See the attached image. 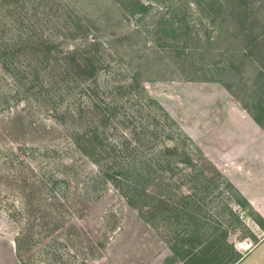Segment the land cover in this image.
<instances>
[{"label": "rangeland", "instance_id": "rangeland-1", "mask_svg": "<svg viewBox=\"0 0 264 264\" xmlns=\"http://www.w3.org/2000/svg\"><path fill=\"white\" fill-rule=\"evenodd\" d=\"M262 85L264 0H0V264H230L264 227L218 161ZM95 129L92 157L75 139ZM163 144L192 162L149 176L147 199L93 159Z\"/></svg>", "mask_w": 264, "mask_h": 264}, {"label": "trees", "instance_id": "trees-1", "mask_svg": "<svg viewBox=\"0 0 264 264\" xmlns=\"http://www.w3.org/2000/svg\"><path fill=\"white\" fill-rule=\"evenodd\" d=\"M139 6L144 7V5L141 2H139ZM78 58L75 57L74 61L78 65V67L82 69L83 74L86 75L90 73V70H89L90 67H92L91 68V73H92V69H93V66L95 65L94 64L95 62L86 56L81 59H78ZM5 63L6 65H9L7 60H5ZM86 66L88 67L86 68ZM59 71L68 72V65L67 64L61 65V67L59 68ZM260 74L262 75L263 73L261 72ZM43 85H48V83L44 82ZM258 89L259 90H256L253 92L254 93L253 97H254V100L260 98L256 102V105L260 108V110L259 111H253L251 109H248V110L252 113V116L254 117V119L260 125L264 126V120L261 116L262 114H260V112L264 111V110L262 111V109L264 108L263 106L264 101L262 100V98L264 97V85H262ZM77 135H78V138L75 140L78 143L81 142V144H79L80 145L79 149L84 151L86 155L89 156L91 155L90 153H92V157H93L95 153L90 152L89 150L91 149L97 150L99 148L97 144H94L95 140L100 141L99 143L103 145L101 153L106 152V148L104 147V143L101 138H104V140H108V139L103 136L104 134L100 135V132H98V129L97 130L95 129L92 132L80 131V132H77ZM113 146L116 147L115 145ZM0 150H2V147H0ZM20 150L25 151L22 147H18V149H15V150L13 148H10L9 149L10 155L8 159H12L13 157L16 160V162L17 161L20 162L22 158V154L20 153ZM98 155H99V158L94 157L93 159L97 163L104 161L105 170H103V174L105 175L106 178L110 179L116 184H119V183L123 184L124 182H126L124 184L127 187V190H126L127 196H133V197L142 196L145 199L152 197L148 194L149 190L145 186L142 185V182H144L149 176L163 171L166 167L173 165L174 163L175 164L178 162L184 163L186 160H180L181 156H185L184 159L188 158V160L192 162V156L188 153V151L181 150L179 146H172L170 144H163V146H158L155 149V151L150 154L143 153L141 158L138 161H133V160L126 161L125 160L118 166H116L117 164H114V162H112V159H113L112 157L105 156V154H103L102 156H100V154ZM215 170L220 176L224 177L218 171V169L215 168ZM198 174H199L198 176H202L204 178L207 177V175L204 172H200ZM226 181H227L226 183L228 184L230 188V181H228L227 179ZM206 183H209V181ZM243 198H244V202L252 207L250 202L245 197ZM129 200L131 201L132 199L130 198ZM158 200L159 202L163 203L162 200L160 199ZM258 223L262 227H264V218L261 215H260V221H258Z\"/></svg>", "mask_w": 264, "mask_h": 264}, {"label": "crops", "instance_id": "crops-1", "mask_svg": "<svg viewBox=\"0 0 264 264\" xmlns=\"http://www.w3.org/2000/svg\"><path fill=\"white\" fill-rule=\"evenodd\" d=\"M230 144L236 147L230 148V155L227 154V166L221 161L218 164L240 194L264 218V126L248 111H230ZM247 163L254 164L255 169L249 170ZM258 226L261 227L259 223ZM235 249L238 257L230 264H264V237L244 252Z\"/></svg>", "mask_w": 264, "mask_h": 264}]
</instances>
